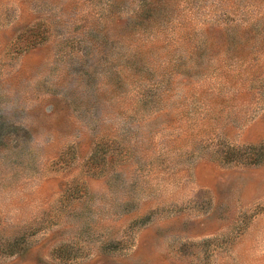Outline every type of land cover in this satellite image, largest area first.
<instances>
[{
    "label": "rangeland",
    "instance_id": "obj_1",
    "mask_svg": "<svg viewBox=\"0 0 264 264\" xmlns=\"http://www.w3.org/2000/svg\"><path fill=\"white\" fill-rule=\"evenodd\" d=\"M145 1L0 0V264H264V0Z\"/></svg>",
    "mask_w": 264,
    "mask_h": 264
},
{
    "label": "trees",
    "instance_id": "obj_2",
    "mask_svg": "<svg viewBox=\"0 0 264 264\" xmlns=\"http://www.w3.org/2000/svg\"><path fill=\"white\" fill-rule=\"evenodd\" d=\"M140 1H142V6H144L145 7V11L144 12H142L141 10H139V12H138V15L139 16H144L146 13H151V14H153V12H154V10H159V8H157L156 7V5H153L151 2H149V4H150V7H148L147 6V3H146V1L145 0H140ZM137 14L135 15V16H138ZM159 14H155V16L157 17ZM130 16H132V15H130ZM146 16V15H145ZM147 17H149V16H147ZM133 18H135V17H133ZM134 20H136V19H134ZM150 20V19H149ZM150 22H148L147 24H146V28L147 27H150ZM150 32V30H147V34H150L149 33ZM200 42V41H199ZM198 45H200L201 47H202V42L201 43H197ZM175 66V65H174ZM181 68V67H180ZM179 68V69H180ZM179 69H177V70H179ZM176 70V71H177ZM224 159H231V157L230 156H224ZM8 246L6 247V248H3L4 250H6L7 251V249L9 250L10 249V247H13V246H15V241L14 242H12V243H9V244H7ZM14 249L15 248H13V250L10 252V254H12V253H14Z\"/></svg>",
    "mask_w": 264,
    "mask_h": 264
}]
</instances>
